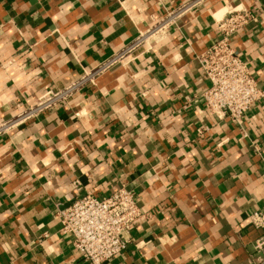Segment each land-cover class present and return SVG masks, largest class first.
<instances>
[{
  "label": "crops",
  "instance_id": "0c3cea01",
  "mask_svg": "<svg viewBox=\"0 0 264 264\" xmlns=\"http://www.w3.org/2000/svg\"><path fill=\"white\" fill-rule=\"evenodd\" d=\"M187 1L0 0V123ZM238 8L257 22L232 46L264 91V0H207L153 52L0 137V264H86L60 234L59 215L78 196L121 188L146 217L127 250L104 264H255L264 99L247 113L250 139L240 141L227 117L200 115L209 83L195 59L220 39L216 21Z\"/></svg>",
  "mask_w": 264,
  "mask_h": 264
},
{
  "label": "built area",
  "instance_id": "2783aa9c",
  "mask_svg": "<svg viewBox=\"0 0 264 264\" xmlns=\"http://www.w3.org/2000/svg\"><path fill=\"white\" fill-rule=\"evenodd\" d=\"M207 0H188L167 10L161 19H156L146 31L129 45L105 59L95 68L84 71L75 83L60 89L50 90L37 101L0 123V137L18 127L37 119L43 113L67 102L89 86H95L105 74L118 66L129 64L139 55L149 54L154 47L166 41L180 19ZM217 22L220 39L203 53L196 55L204 80L209 88L203 94L200 115L210 114L227 117L238 126L239 140L250 139L246 129L247 113L262 99L264 91L251 73L248 63L232 46V37L257 22V17L248 9H236ZM209 127L203 124L197 136L204 138ZM79 182H76L78 185ZM62 236L73 238V249L86 264H104L127 250L130 231L146 214L139 207L138 199L125 188L113 194L97 198L87 194L78 196L60 215ZM250 222L258 230H264V211L251 214ZM255 264H264V235L253 243Z\"/></svg>",
  "mask_w": 264,
  "mask_h": 264
}]
</instances>
